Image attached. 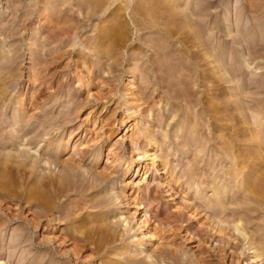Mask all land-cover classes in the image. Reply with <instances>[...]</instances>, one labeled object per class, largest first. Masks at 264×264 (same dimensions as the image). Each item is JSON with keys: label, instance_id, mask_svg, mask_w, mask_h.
<instances>
[{"label": "rangeland", "instance_id": "obj_1", "mask_svg": "<svg viewBox=\"0 0 264 264\" xmlns=\"http://www.w3.org/2000/svg\"><path fill=\"white\" fill-rule=\"evenodd\" d=\"M201 3L208 5V13L197 10ZM263 14L264 0H0V124L6 128L0 132L6 140L13 135L17 142L1 149L3 158L7 153L13 157L0 162V260L32 264L39 254L48 263L53 254V264H129L123 254L128 249L136 256L132 264H264V202L249 200V211H235L242 189L237 186L247 185L256 171L264 172V160L260 164L255 151H264V109L259 111L264 90L248 85L264 77V38L253 37L257 28L264 27ZM12 55L14 60L9 59ZM229 68L236 70L230 80ZM33 75L43 81L37 99ZM37 102L53 116L43 122L45 129L34 125L41 112L35 108ZM60 111H65L63 126L48 128ZM121 118L128 120L131 130L120 125ZM73 128L77 133L71 132ZM135 130L141 134L148 130L156 140L142 160H137L140 150L131 152L127 139ZM255 132L259 142H254ZM35 135L37 146L29 143ZM48 137L55 142L69 139L59 160L36 157ZM19 142L24 145L18 147ZM73 143L85 149L84 162L77 165L80 172L111 173L99 189L103 195L110 191V209L103 207L99 215L97 210H79L76 217L81 224L73 222L80 227L79 236L86 234L94 242L82 249L80 262L72 257L74 244H68L67 255L62 246L58 245V253L54 246L37 245L44 235L31 215L40 211L34 198L41 189L34 183V163L40 162L34 174L49 169L59 173ZM18 148L26 155L19 157ZM239 149L250 154L255 172L248 174L249 179L234 177L245 157L236 158L230 150ZM20 159L29 166L25 170L18 165ZM130 162L143 164L140 175L132 166L124 177ZM144 177L143 183L158 190L166 202L164 210L180 211L164 226L170 236L163 240L173 243L167 254H157L162 247L157 237L145 239L140 248L135 245L138 238L144 239L136 228L142 210L136 200L142 194L134 183ZM214 185L228 191L215 193ZM41 190L47 201L46 188ZM216 200L224 202V211ZM60 215L56 208L48 229L55 239L58 229H65ZM105 222L125 239L95 253L94 244L105 240L95 228ZM235 223L245 224V238L234 231Z\"/></svg>", "mask_w": 264, "mask_h": 264}, {"label": "bare ground", "instance_id": "obj_2", "mask_svg": "<svg viewBox=\"0 0 264 264\" xmlns=\"http://www.w3.org/2000/svg\"><path fill=\"white\" fill-rule=\"evenodd\" d=\"M261 7V6H259ZM197 10L202 12V13H208V5H206V3H201L199 6H197ZM259 10V9H258ZM204 13V14H205ZM186 14V13H185ZM264 15V14H263ZM263 24V23H262ZM257 28V27H256ZM52 29V28H51ZM54 29V28H53ZM63 29V28H62ZM65 32V31H64ZM51 34V33H50ZM71 34V33H70ZM253 37H261V38H264V27L262 28H257V30L253 33ZM56 35V34H55ZM59 36V35H58ZM205 39V38H204ZM205 42V41H204ZM159 46V45H158ZM252 51V49H250ZM249 50V52H250ZM231 51V50H230ZM254 51V50H253ZM232 52V51H231ZM235 51H233L234 53ZM80 54V53H79ZM263 55V54H262ZM18 57V56H17ZM79 57H83V54H80ZM85 57V56H84ZM38 58V61L40 62V59L39 57ZM10 60H14L15 57L14 55H12L10 58ZM80 59V58H79ZM86 59V58H85ZM161 59V58H160ZM168 59V58H167ZM195 59V58H194ZM84 60V59H83ZM171 60V59H170ZM85 61V60H84ZM38 62V63H39ZM42 62V61H41ZM244 62V61H243ZM40 64V63H39ZM187 65V64H186ZM89 68V67H88ZM171 70V69H170ZM173 71V70H172ZM235 71L234 69L232 68H229V73L228 76H229V80L233 78V76H235ZM179 73V72H178ZM188 74V73H187ZM34 79V81L36 80L38 83L36 85V89H35V92H36V99L41 95V91H42V80L41 78L39 77V75H33V76H30V80L31 79ZM43 78V77H42ZM173 78V77H172ZM29 79V78H28ZM144 79V78H143ZM192 79V78H191ZM226 81V80H225ZM251 82H254V81H251ZM179 85V84H178ZM248 85H253L252 88H257L258 90L257 91H260L261 90L263 91L264 90V77L261 79V80H257V82H254L252 84H248ZM247 85V86H248ZM132 86V85H131ZM173 88V87H172ZM6 89V88H5ZM171 89V88H170ZM1 91V90H0ZM182 91V90H181ZM255 91V90H254ZM185 92H186V89H185ZM264 92V91H263ZM2 93V92H1ZM0 93V96L3 95ZM90 93V92H89ZM244 94V93H243ZM105 95V94H104ZM257 96V95H256ZM259 96V94H258ZM35 97V96H34ZM254 97V96H253ZM1 98V97H0ZM100 98V97H99ZM106 99V98H105ZM182 99V98H181ZM240 99V98H239ZM263 99V98H262ZM97 100V99H96ZM104 100V99H103ZM186 100V99H185ZM231 100V99H230ZM243 100V99H241ZM240 100V101H241ZM37 101V100H36ZM239 101V102H240ZM259 101V100H258ZM108 102V101H107ZM110 102V101H109ZM243 103V102H241ZM260 103V102H259ZM36 104V103H35ZM40 102L36 104L35 108L39 109L41 112H38L36 114V117L39 116V119L37 121L36 124V127L37 128H40L42 127V129H45L46 127L44 126V123L45 121L47 120H51V118H53V116L51 115H48V113H50L51 110L49 109H43L41 108V105H39ZM229 104V103H228ZM102 105V104H101ZM261 105V104H260ZM128 106V105H127ZM243 106V105H242ZM241 106V107H242ZM254 108V107H253ZM256 108V107H255ZM254 108V109H255ZM141 109V108H140ZM144 109V108H143ZM242 109V108H241ZM260 112L263 111L264 109V106H261V108H259ZM127 111H129L127 109ZM131 111V110H130ZM129 111V112H130ZM142 111V110H141ZM234 111V110H233ZM146 114V113H145ZM67 115V114H66ZM58 118V120H55V122H50L48 123L47 127L48 128H54V125H61V124H64V117H65V111H60V113L58 114V116H56ZM55 117V118H56ZM150 117V116H149ZM56 118V119H57ZM59 118H62L61 120ZM68 118V117H67ZM246 119V118H245ZM167 120V119H166ZM160 121V120H159ZM244 121V120H243ZM254 121V120H253ZM44 122V123H43ZM111 122V121H110ZM120 122V125H122L123 127H126V131L128 130H131V128H129L128 126V120H125L124 118H121L119 120ZM232 122V120H231ZM248 122V121H247ZM167 124V122H166ZM252 125V124H251ZM255 125H259V124H255ZM63 126V125H61ZM60 126V127H61ZM35 127V126H34ZM182 128V127H181ZM6 129V128H5ZM3 127L1 128V124H0V131H2L4 133V131H6ZM24 129V128H23ZM143 130V129H142ZM251 130V129H250ZM22 131V130H21ZM46 131V130H45ZM72 133H77V129L76 128H73V130L71 131ZM1 133V132H0ZM22 133V132H21ZM20 133V135H21ZM35 133V132H34ZM38 133V132H37ZM70 133V135L72 134ZM256 133V132H255ZM2 134V133H1ZM0 134V135H1ZM152 133L148 130H145L144 134L142 133H139L137 132V130H135L134 132L132 131L131 133H129V135L127 136V139H128V142H129V145L131 146V152L133 150H140V153L138 154V158L137 160H142L144 159L146 156H148V150L155 146L156 144V140L155 138L152 137L151 135ZM3 135V134H2ZM5 135V134H4ZM4 135H3V138H4ZM167 135V134H166ZM259 134L256 133V136L253 137L254 138V142H257L259 140V136H257ZM12 136V137H11ZM9 136V138L4 141L3 139H1V136H0V162L2 159H5L7 156L8 157H11L12 154L10 153H7V156L5 158H3V155L5 154H2L1 152V149H4L6 148L7 146H10V145H15V142L16 140H13V135ZM37 136H39V134H37ZM37 136H33L31 137L32 139L29 140V143H32L34 142L35 145L37 146L40 142L39 140L36 141ZM8 137V136H7ZM6 137V138H7ZM252 138V139H253ZM15 139V138H14ZM142 139H145L146 141L143 142L144 140ZM164 140V139H163ZM257 140V141H256ZM191 141V144H192V140L190 139ZM190 141H185V145L186 146H189L190 145ZM260 141V140H259ZM258 141V142H259ZM68 142H69V139L67 140V142H62L61 141H58L56 140V142L54 140H52L51 138L48 137V140L45 141V144L43 145L42 147V151L40 150V153L36 156L37 159L40 158L41 156H47V157H44L45 159L46 158H51L52 160H59V158L61 157V155L63 154L64 150L66 149V147H68ZM253 142V140H252ZM183 143V142H182ZM9 144V145H8ZM80 144H74L72 145V148H71V155L66 159V161H64V164L62 163V166H64L62 168V171H60L59 173H56L54 174V172H50L51 170L49 169V172L48 173H40V174H34L35 172V168L38 169V166H37V163H40L36 160V162L34 163V167H33V174L32 175H35L36 177V181L37 182H34L35 185L37 184V186L39 185V187L42 189V188H46L45 191H47V201L44 200V197H43V192L41 189H39L38 191H35L36 193L35 194V197L36 198V202H37V206L40 208V211H34L32 215V218H35L36 219V227H40V230H43L41 231L43 233V241L37 243V245H42L46 248H50L51 246H54V248L56 249V251L59 253V246H62L65 250V255L69 254L68 252H71L69 251L70 248L66 249L68 247V244H74V251L71 252L72 253V257L75 261H78L80 262V260H82V257H83V250L85 248V250H88V244L93 242L90 238V236H87L85 234V236H79L77 233L79 232L78 228L79 225H78V228L76 227V223H80L82 219H77L78 217H76V215L79 213H77V211L79 210H87V211H90V210H97V214L99 215V213H101L100 211H102L103 207H106V208H109L110 206V201H108L110 199V191L106 194H101V192L99 193V189L102 185V181H104V179L106 180L107 177H109V174H111L110 172H99L97 175H95L94 173L91 174H88V173H85V172H80V168L78 169V166L80 163L82 164V162H84V150L85 149H82L80 147ZM21 145H24L23 143L20 144V142L18 143V147L21 146ZM17 147V146H16ZM264 148V147H263ZM28 149V148H27ZM5 150V149H4ZM9 150V149H8ZM261 149H257L255 150L256 151V154L259 157V163L261 164L264 160V154L263 152L261 153L260 151ZM3 151V150H2ZM232 154H235L233 156H235L236 158H241V157H245V159H241L239 161V164L238 165H242L241 167H238V171L237 173L235 174L234 177H236L237 175H240L241 178H247L249 173H251V171H254L253 170V165H252V162L250 161L249 159V155H248V151L245 152L243 151L242 149H239L237 152H239V154H237V152L234 150H230ZM17 152H19V157L20 155L22 154H25L27 152L24 151V149H20L18 148L17 149ZM252 154V153H251ZM255 154V153H254ZM254 154H252L251 156H253ZM6 155V154H5ZM26 155V154H25ZM13 157V156H12ZM24 157V155H23ZM234 157V158H235ZM15 158V157H14ZM26 158V157H25ZM42 158V157H41ZM49 159V160H51ZM256 159V158H255ZM42 160V159H41ZM44 161H48V160H44ZM61 161V160H60ZM167 161V160H165ZM257 161V159H256ZM3 162V161H2ZM116 162V161H115ZM154 156L152 157V163L151 165L154 166ZM50 163V162H49ZM52 163V162H51ZM249 163V164H248ZM46 164V163H44ZM80 164V165H81ZM165 164H168V162H165ZM18 165L22 166V169L25 170L26 168H28V164L26 162L25 159H20V161L18 162ZM32 165V164H31ZM39 165V164H38ZM56 165V164H55ZM247 165V169L245 170V166ZM33 166V165H32ZM132 163H128L127 165V169L125 171V173L123 174L124 177H126L127 173L130 171V169H132ZM143 168V164L140 162L139 164H136L135 166H133V172H137L138 175H140L141 171ZM145 168V166H144ZM232 168V166H231ZM262 168V167H261ZM234 169V168H233ZM149 170V169H148ZM148 170H146V173L145 175L147 174ZM156 172H158V168L157 167H154V169ZM263 170V169H262ZM107 171V170H106ZM132 171V170H131ZM26 172V171H25ZM31 172V171H30ZM38 172V171H37ZM255 172V171H254ZM97 173V172H96ZM172 174V171L170 172ZM257 173V174H256ZM256 177H250L251 178V181L247 184V185H243L241 186V184L237 187H239V189L241 190H238L239 192L240 191H243L242 193L239 194V192H237L240 196H238L237 194V200L239 198H241L240 202H239V206L238 208L236 207L235 208V211H242V212H247L250 210V207H248L250 204H248L249 200H256L257 203L258 201L260 202H264V172H261L260 173L258 171H256ZM258 173H259V176H258ZM233 174V173H232ZM170 175V174H169ZM233 176V175H232ZM253 176V175H252ZM214 178V177H213ZM177 179V178H176ZM249 179V177H248ZM35 180V178H34ZM141 180V179H140ZM144 181H146V178L144 177L142 181L140 182H137V183H134L135 184V188L136 190H138V193H141L142 196L139 197L136 201L137 203V206L140 207V210H141V215H139L138 217V223H136V228L138 230L141 231V235H142V239H144L143 241H139L141 238H138V240L136 241V246L137 248H140V246L144 243L145 239L147 241H151L152 238L154 237H157V240L158 242L156 241L157 245H161L162 247H158V253L159 254L161 252H167L170 253V249L168 250V246H172L173 243L171 240H163V238H168L169 236H167V234L165 235V230L164 229V226H165V223H169L172 218L175 219L174 217H179L180 216V211H177L179 213H176L173 208L168 210H164L163 207L166 205V202L159 196V191L154 189L153 187H151L150 189L143 183ZM175 181V180H174ZM164 184V181L163 182H160V185L163 186ZM133 185V184H132ZM37 187V188H39ZM34 189V187H33ZM217 189H219V192L220 190L222 192H227L228 189L227 187H216L214 185L213 187V190H215V193L218 191ZM44 190V189H43ZM149 192L147 193L146 191ZM170 190V189H169ZM163 192H167L168 190H164L162 189ZM173 191V190H172ZM33 192V191H32ZM235 192V193H236ZM43 193V194H42ZM145 193H147L145 195ZM168 193V192H167ZM214 193V194H215ZM124 194V193H123ZM220 194V193H219ZM218 194V195H219ZM140 195V194H139ZM145 195V196H143ZM171 195V194H169ZM33 196V195H32ZM31 196V197H32ZM74 196V197H73ZM76 196L78 198H81V199H76ZM172 196V195H171ZM220 196V195H219ZM236 196V194H235ZM132 198V197H131ZM218 198V197H217ZM232 198H236L234 196H232ZM146 199L147 200V203H144ZM215 199V198H214ZM25 200V199H24ZM44 200V201H43ZM186 200V199H185ZM213 200V199H212ZM219 200H220V197H219ZM219 200H216L217 204L216 206L220 207V211H224L226 209V206L222 203V201H219ZM235 200V199H234ZM28 201V200H27ZM135 201V200H134ZM190 201V200H189ZM219 201V202H218ZM250 202H253V201H250ZM179 205V204H178ZM177 205V206H178ZM175 206V205H174ZM211 206V205H210ZM216 206H212L213 207H216ZM257 206V205H256ZM35 207V206H34ZM228 207V206H227ZM260 207V206H259ZM37 208V207H36ZM38 208V210H39ZM56 208H59V211L61 213L60 215V221L63 222V224L65 225V229L62 230V229H58L61 230L59 233L56 234L57 236V239H55L54 237H51V234H50V231H48V229L51 227V222H53L54 220V214H55V210ZM176 208V207H174ZM179 208V207H178ZM184 208V207H183ZM110 209V208H109ZM215 209V208H214ZM41 210H43L41 212ZM136 210V209H135ZM217 210V209H216ZM218 210V211H219ZM234 210V209H233ZM254 210V209H253ZM219 211V213H220ZM10 212V211H9ZM16 212V211H15ZM91 212V211H90ZM13 213V212H12ZM80 214V213H79ZM264 214V213H263ZM134 215V214H133ZM95 216H96V213H95ZM96 218V217H95ZM33 219V220H35ZM56 220V219H55ZM249 220V218H248ZM247 220V221H248ZM90 221V220H89ZM120 221V219H119ZM123 222V220H121ZM152 221V222H151ZM246 221V220H245ZM73 222H75V227H72L74 226L73 225ZM98 222V221H97ZM100 222V221H99ZM103 221L101 220V224ZM72 223V226L69 228V227H66V225H69ZM84 223V222H83ZM117 223V222H116ZM81 224V223H80ZM101 224L99 223V225L101 226ZM105 225H102L101 227L99 225H97L98 227L95 228L96 230H98V233L103 236V240L104 242L101 243L102 241H100V244L99 242H97V244H94L95 247H93L92 251L95 252V253H101L103 251V249L106 248V246H110V244H114V241H117L118 239L122 240L124 238V233H122L120 236V238L118 237L119 234H117V231H116V228L111 226V225H108L109 223H104ZM122 224V223H121ZM148 226L146 228H144L145 225ZM236 224V223H235ZM117 225V224H116ZM170 225V223H169ZM245 224H243L244 226ZM243 226H239L238 223L236 225L233 226L234 228V231H236L239 235H241L242 237L245 238V234L246 232L244 231V228ZM53 227V226H52ZM144 228V229H143ZM173 228V227H172ZM189 229V228H188ZM203 228H201L202 230ZM220 229V228H219ZM69 230V231H68ZM78 230V232H77ZM127 233L128 230L125 229ZM206 230V228H205ZM205 230L203 229L202 231L205 232ZM186 231H191V230H186ZM207 231V230H206ZM77 232V233H76ZM97 232V231H96ZM169 232V231H168ZM220 232L221 229H220ZM52 233V232H51ZM119 233V232H118ZM126 233V234H127ZM191 233V232H189ZM209 233V231H208ZM255 233V232H254ZM260 233V232H259ZM248 234V233H247ZM246 234V235H247ZM256 234V233H255ZM98 235V236H100ZM194 235V234H193ZM264 235V234H263ZM262 235V236H263ZM55 236V235H53ZM55 236V237H56ZM134 236V235H133ZM191 236V235H190ZM254 236V235H253ZM129 237V236H128ZM135 237V236H134ZM252 237V236H251ZM264 237V236H263ZM100 238V240L102 239ZM132 238V237H131ZM247 238V237H246ZM125 239V238H124ZM134 240V239H133ZM60 241V242H59ZM96 241V240H95ZM98 241V240H97ZM25 242V241H24ZM59 242V243H58ZM70 242V243H69ZM123 242V241H122ZM124 242H126L124 240ZM154 242V241H153ZM23 243V242H22ZM94 243V242H93ZM96 243V242H95ZM155 243V242H154ZM217 243V242H216ZM175 244V243H174ZM262 244V243H261ZM264 244V243H263ZM16 245V244H15ZM29 245V244H28ZM59 245V246H58ZM122 245V244H121ZM217 245V244H216ZM124 244L123 246L120 248V249H124ZM177 246V245H176ZM215 246V245H214ZM264 246V245H263ZM43 247V248H44ZM72 247V246H71ZM116 247V246H115ZM216 247V246H215ZM219 247V246H218ZM73 248V247H72ZM118 248V247H117ZM221 248V247H220ZM119 249V248H118ZM218 249V248H217ZM222 249V248H221ZM109 251V250H108ZM125 252H123V254L125 255L126 258H128L129 260V264H132V263H135L136 261V256L133 257L128 249H124ZM155 251V250H154ZM157 251V250H156ZM111 252V251H110ZM143 252V251H142ZM172 252V251H171ZM254 252V251H252ZM256 252V251H255ZM54 253V252H53ZM112 253V252H111ZM138 254H141V252H137ZM62 254V253H61ZM172 256H175V257H178L177 255H175L174 253H171ZM108 255V254H107ZM110 255V254H109ZM147 254H144V258ZM53 256H56V255H53V254H50V256L48 257L47 259V262H43V259L45 257H42L38 254V256H35V258H33V261H32V264H53V262H55ZM85 256V255H84ZM165 256V255H164ZM254 257L257 256L258 257V254H254L253 255ZM252 256V257H253ZM147 258H151V255H147ZM158 258V257H157ZM165 258V257H164ZM180 258V257H179ZM84 259V258H83ZM107 259V258H106ZM112 259V258H111ZM143 259V257H142ZM160 259V258H159ZM145 260V259H143ZM161 260V259H160ZM167 260V259H166ZM172 260V259H171ZM178 260V258H177ZM45 261V260H44ZM103 261V260H102ZM116 261V260H115ZM141 261V260H140ZM86 262V261H85ZM117 262V261H116ZM155 262V259L152 261L151 260V263ZM160 262V261H159ZM162 262V260H161ZM21 263V262H20ZM175 263V262H174ZM0 264H7L5 262H3L2 260H0Z\"/></svg>", "mask_w": 264, "mask_h": 264}]
</instances>
